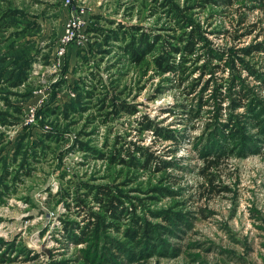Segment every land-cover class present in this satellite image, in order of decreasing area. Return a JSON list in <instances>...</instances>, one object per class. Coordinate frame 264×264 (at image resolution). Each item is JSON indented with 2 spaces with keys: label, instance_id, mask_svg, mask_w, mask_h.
I'll return each mask as SVG.
<instances>
[{
  "label": "rangeland",
  "instance_id": "obj_1",
  "mask_svg": "<svg viewBox=\"0 0 264 264\" xmlns=\"http://www.w3.org/2000/svg\"><path fill=\"white\" fill-rule=\"evenodd\" d=\"M144 1L75 4L87 20L85 34L61 56L60 36L74 6L66 0H0V264H264V3L234 0L189 13L223 58L216 61L226 64L221 75H238L249 90L246 105L230 108L237 95L229 98L227 91L221 110L211 103L192 116L201 93L179 87L172 75L163 81L155 70L143 76L124 59L118 64L116 43L101 46L100 37L88 31L123 23L165 33L172 24L152 12V0ZM176 2L187 6L186 0ZM197 76L199 70L191 81ZM82 78L99 81L105 88L98 92L116 104H136L139 112L118 113L106 98L111 120L101 123L100 96L82 116ZM144 114L182 143L151 130L138 132ZM216 116L224 124L233 118L240 137L218 136ZM118 135L152 147L164 160L161 167L170 164L159 169L153 163L126 176L128 169L121 172V165L80 149L84 142L105 152ZM35 146L46 148L35 155ZM216 153L223 159L212 170L216 188L210 192L202 172ZM86 183L113 186L136 212H126L96 237L85 227L93 220L90 212H103L101 205L89 197L88 211L74 200L75 190L87 191ZM137 217L143 228L133 237L127 231ZM82 229L89 234L83 241Z\"/></svg>",
  "mask_w": 264,
  "mask_h": 264
},
{
  "label": "trees",
  "instance_id": "obj_2",
  "mask_svg": "<svg viewBox=\"0 0 264 264\" xmlns=\"http://www.w3.org/2000/svg\"><path fill=\"white\" fill-rule=\"evenodd\" d=\"M152 1L155 4V6L151 8L153 10L152 12L163 13V16L166 17L172 24L165 33L157 34L153 31V29L146 31L139 25H126L123 23H118L115 28L101 29L97 27H88V31H93L100 37L101 46H112V43H116L115 45L117 51H121L117 56L118 64L124 59L128 63H131L132 66L141 70L143 76H147L149 71L155 70V74L162 78L163 81L170 78L173 80L174 78L179 87H188L191 90V94L197 91L196 95L201 93L199 103L191 106L189 113H191L192 116L197 114L199 111H202L204 109L203 107L208 106L211 103H213L211 105H216L217 109L221 110L222 107H219L218 104H222L227 100V91L229 93V98L232 94L237 95L233 99L230 98V101L233 103L230 108H236L239 105H246L244 100L249 97L247 85L244 84L238 75L233 76L231 80H226V78L221 75L226 71V64L223 66V64H219L216 61L222 60L223 58H220V56L216 54L214 48H210L208 46V41L203 35L201 24L195 23L189 16V13L193 10L199 9V11H201L213 6L214 4L228 6L232 5L234 0H186L187 6L182 8L176 0ZM257 1L264 3V0ZM190 2L191 4H189ZM144 3L147 5V0H145ZM100 17V15H92V19ZM104 53H110V49L104 50ZM247 53H251V49H248ZM202 59H204L203 63L196 68L197 66L194 65ZM197 70H199V76L193 78L191 81L192 75ZM167 75H172L173 78L167 77ZM81 81L83 94L82 109L80 111H82V116L83 113L91 108L88 103L96 98L98 101L100 96H103V98L100 97L96 107L98 111H104L103 113L101 112L102 114L100 113V115L105 116V118H101V123L106 124L109 120H111L107 119V116L112 112H106V109L109 108L110 104H113V106L116 105L118 113L125 112L129 115H136L139 112V108L136 104H127L120 101L116 104L115 100L110 98L109 94L103 93L102 91L98 92L100 88H105V86L100 87L101 85L98 84L99 81L95 83L92 81L86 82V78H82ZM209 89L214 92L212 95H209L211 97L205 96V92ZM106 98L111 100L109 105L105 104ZM79 99H81V97ZM211 99H214V101L210 102ZM88 116L92 117L93 113ZM216 119L218 123V126H216L222 128L218 133L220 134L218 136H233L235 138L236 136L240 137L239 135L242 134L240 131L241 128H236V125L238 124L233 122V118H230L229 123L226 122L225 124L219 121L218 116H216ZM139 124L140 127L138 132L140 133L151 130L158 137H164L169 140L172 139L178 144L182 143L179 135L174 134L171 130L163 128L149 115H142L139 120ZM229 128L231 129L227 135L226 132ZM44 136L48 137L49 134H44ZM123 137L124 136L122 135H118L112 143L107 142V150L105 152L102 150H91V148L86 146L84 142L82 143L80 149L84 152L92 151L95 153V157L99 159H106L113 166L121 165L122 168L119 169L121 172L124 171L125 168L128 169L126 171V176L131 175L132 170L138 171L140 169L145 170L152 168L153 163H159L160 166L157 167L159 169L167 167L170 164L169 162L166 166L161 167L164 160L162 159V156H159L155 152L151 151L152 147L145 148L127 141V139ZM35 147H37L35 155L39 154V151L46 148V146ZM172 152L175 153L174 150H172ZM137 153L139 156L136 155ZM221 159H223V154L216 153L205 165V169L202 172V175L208 180V186L205 187L203 185L205 190L213 192L214 188H216V175L212 172V170L219 166ZM31 172L32 171L30 170L25 174L31 175ZM85 187H87V191L82 194L79 192L80 190H75L74 193L76 194V197L74 196V200H76V204L79 208L82 207L83 210L88 211H90L89 197H92L94 201H97L101 205L103 212L100 214L90 212L93 220H91L85 227L88 230H92L96 237H98L101 233H105L109 227L117 226L116 221L121 219L126 212H136V209H131L125 205L124 198H127V195L119 190H116L113 186L106 184L93 186L86 183ZM217 191L221 190L217 189ZM63 194L65 197L72 195L71 192H64ZM134 222L136 225L135 228L132 229L130 227L128 229L129 232L127 231V233L133 235V237H137L138 233L141 232L143 225L140 222L139 217H137ZM69 228L70 227H66L67 230ZM87 229L80 230V239L82 241L89 235ZM71 236L79 238L73 232L71 233Z\"/></svg>",
  "mask_w": 264,
  "mask_h": 264
},
{
  "label": "built area",
  "instance_id": "obj_3",
  "mask_svg": "<svg viewBox=\"0 0 264 264\" xmlns=\"http://www.w3.org/2000/svg\"><path fill=\"white\" fill-rule=\"evenodd\" d=\"M67 5H82V0H66ZM81 2V3H78ZM82 7V6H81ZM87 20L82 15V10L78 11L77 7L72 8L64 22L63 33L60 36L58 52L61 56L68 53L72 44L81 43L85 34Z\"/></svg>",
  "mask_w": 264,
  "mask_h": 264
}]
</instances>
